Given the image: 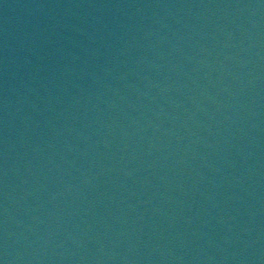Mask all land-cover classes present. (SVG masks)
Masks as SVG:
<instances>
[{
  "label": "water",
  "instance_id": "water-1",
  "mask_svg": "<svg viewBox=\"0 0 264 264\" xmlns=\"http://www.w3.org/2000/svg\"><path fill=\"white\" fill-rule=\"evenodd\" d=\"M264 178V0H0V197L111 203Z\"/></svg>",
  "mask_w": 264,
  "mask_h": 264
}]
</instances>
